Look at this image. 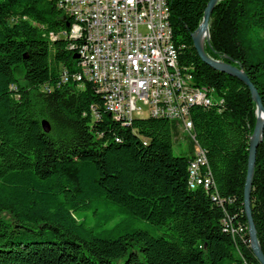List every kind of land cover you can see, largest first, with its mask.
Listing matches in <instances>:
<instances>
[{"label":"trees","instance_id":"1","mask_svg":"<svg viewBox=\"0 0 264 264\" xmlns=\"http://www.w3.org/2000/svg\"><path fill=\"white\" fill-rule=\"evenodd\" d=\"M209 1L169 0L181 65L224 100L191 111L211 180L192 190L194 147L175 155L173 122L125 126L94 86L62 84L78 61L53 0H0V264H260L245 210L257 105L194 48ZM209 33L207 55L241 68L264 105V0L220 1ZM251 208L264 253V135Z\"/></svg>","mask_w":264,"mask_h":264},{"label":"built area","instance_id":"2","mask_svg":"<svg viewBox=\"0 0 264 264\" xmlns=\"http://www.w3.org/2000/svg\"><path fill=\"white\" fill-rule=\"evenodd\" d=\"M70 18L68 34L79 56L74 72L61 65L62 84L94 86L104 108L125 126L146 115L173 122L194 144L197 187L204 177L205 151L200 147L191 111L222 105L214 89L199 87L195 71L181 65L174 42L169 0H53ZM54 41L55 37H51ZM46 86L45 91H52ZM195 187V189L197 188Z\"/></svg>","mask_w":264,"mask_h":264},{"label":"water","instance_id":"3","mask_svg":"<svg viewBox=\"0 0 264 264\" xmlns=\"http://www.w3.org/2000/svg\"><path fill=\"white\" fill-rule=\"evenodd\" d=\"M220 1L222 0L209 1L205 10L204 20L201 26L199 27V29L197 30V32L193 35L194 48L197 51L199 57L202 59V61L205 64L215 69L216 71L222 72L224 74H227L242 81L249 88L253 96V100L257 105V123L254 130V134L251 137L250 149H249L248 173H247V180L245 185V210L249 223V236L251 241V248L257 260L260 262V264H264V253L258 239V233L253 220V214L251 208V191H252L253 177L257 162V152L261 142L263 141V135H264V105L258 93V90L255 88L250 78L241 68H238L230 63L215 60L211 58L209 55H207L205 51L203 36L205 32H207L208 38L210 37L209 25H210L211 15ZM78 58L79 56L75 55V59ZM42 125L46 132L49 133L51 131V126L48 121H43Z\"/></svg>","mask_w":264,"mask_h":264},{"label":"rangeland","instance_id":"4","mask_svg":"<svg viewBox=\"0 0 264 264\" xmlns=\"http://www.w3.org/2000/svg\"><path fill=\"white\" fill-rule=\"evenodd\" d=\"M209 39L210 37L206 42H208ZM193 147L188 134L179 133L175 136L173 150L176 156H189ZM4 215L5 214L0 213V217H4ZM157 234H159V232H157Z\"/></svg>","mask_w":264,"mask_h":264},{"label":"bare ground","instance_id":"5","mask_svg":"<svg viewBox=\"0 0 264 264\" xmlns=\"http://www.w3.org/2000/svg\"><path fill=\"white\" fill-rule=\"evenodd\" d=\"M65 36L69 39L68 34H65ZM207 39H208V34H207V32H205V34L203 36V42H204V44L206 43ZM151 117L156 118V115H146L145 116V118H151ZM191 167H193V163L190 166V177H191L190 187L193 190V189H195V187L197 185V174H195L194 169H192Z\"/></svg>","mask_w":264,"mask_h":264}]
</instances>
